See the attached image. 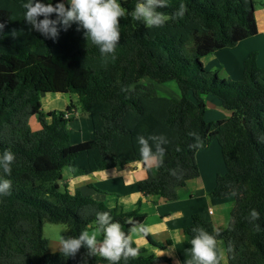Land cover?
Listing matches in <instances>:
<instances>
[{
    "label": "trees",
    "instance_id": "16d2710c",
    "mask_svg": "<svg viewBox=\"0 0 264 264\" xmlns=\"http://www.w3.org/2000/svg\"><path fill=\"white\" fill-rule=\"evenodd\" d=\"M120 2L126 9L121 39L114 58H104L76 24L53 41L27 24L21 0H0V154L7 149L15 155L10 174L0 171V178L12 183L10 194L0 195V264H108L84 248L70 258L49 251L44 224H65L69 238L95 227L97 212H109L126 233L130 220L145 225L142 199L123 211L81 190L71 192L63 181L66 168L81 176L143 161L137 137L153 135L167 139L161 146L169 159L148 169L143 196L178 199V188L200 176L198 150L218 141L227 172L218 175L210 195H234L236 204L222 230L193 214L186 238L199 228L219 233L228 264H264V67L253 52L243 77L233 81L202 62L258 33V0H168V7L159 9L167 23L151 29L131 16L137 0ZM181 4L185 15L176 18ZM169 81L177 83L180 98L158 94L155 83ZM46 93L76 94L80 109L91 116L94 137L73 143L74 117L68 115L74 103L44 112ZM206 94L215 95L230 116L207 121ZM33 116L40 129L32 128ZM145 236L164 246L148 231ZM132 246L139 255L127 264L171 262L134 241Z\"/></svg>",
    "mask_w": 264,
    "mask_h": 264
},
{
    "label": "crops",
    "instance_id": "0c3cea01",
    "mask_svg": "<svg viewBox=\"0 0 264 264\" xmlns=\"http://www.w3.org/2000/svg\"><path fill=\"white\" fill-rule=\"evenodd\" d=\"M263 1L259 0L256 6L258 33L240 41L234 47L219 49L204 56L202 61L208 70L218 69L221 77L225 78L227 75L231 79L240 80L243 77L245 60L253 52L257 53L258 65L264 67ZM159 95L161 94L159 93ZM45 96L46 105L59 98L56 95L47 94ZM204 99L207 105L205 113L207 121H215L230 116L231 113L223 108L221 101L218 98L215 99L213 94H206ZM209 100L215 104L211 102L212 106H210ZM42 104L44 110L45 104L43 102ZM68 105L66 104V108ZM213 108H220L225 113ZM49 111H52V108L45 112ZM68 117H74L71 122L72 127H70L73 143L81 142V137L82 141L94 137L89 113L83 111L79 113L75 106ZM85 123H87V128ZM30 124L35 130L41 127L36 116L31 117ZM37 126L39 128H36ZM72 130L81 131V136L79 137L78 133L77 136L72 135ZM212 150L216 154L215 160L220 161V164L213 163L216 164L215 166H212V159L209 154ZM168 159L169 156L164 155L163 162ZM197 163L200 176L189 180L186 185L179 187V198L175 200L143 196L142 188L148 179V169H155L160 164L159 161L152 163H146L144 160L135 161L124 167L96 171L81 176H75L69 172L67 176L64 175L63 182L68 185L71 192L81 190L85 194H90L105 201L111 207L118 206L123 211L135 209L138 206V201L142 199L141 209L148 214L145 226L152 238L157 242H161L164 246H156L149 241L145 234L133 235V241L138 247L146 248L149 253H155L157 256H167L171 259V262L164 264H191V240H187L184 228L193 222V214H199L202 218L213 222L216 229L222 230L228 226L232 210L236 204L234 195L224 198H215L210 195L216 185L218 175L227 172L222 149L218 141L214 140L209 147L198 150ZM98 239L102 240L103 237L101 236ZM54 244L49 249L51 245L49 240V251H60V242ZM217 252L220 256V263L228 264L227 248L223 240L217 241Z\"/></svg>",
    "mask_w": 264,
    "mask_h": 264
},
{
    "label": "clouds",
    "instance_id": "9594fccd",
    "mask_svg": "<svg viewBox=\"0 0 264 264\" xmlns=\"http://www.w3.org/2000/svg\"><path fill=\"white\" fill-rule=\"evenodd\" d=\"M21 4L24 20L42 36L55 41L61 31H67L76 24L77 30L83 29L86 39L98 47L102 57L114 58L121 39L120 18L126 16L120 0H21ZM166 7L168 0H137L131 16L149 29L163 27L168 17L159 9ZM185 11L181 4L174 16L183 18ZM53 14L55 19L51 18ZM3 28L4 25L0 24V30ZM167 143L163 136L137 137L140 156L146 163L159 161L162 164L166 149L161 145ZM14 160V153L4 150L0 154V171L10 174ZM11 188L9 179L0 178V195L10 194ZM250 216L255 219L258 213L252 210ZM129 223L132 226L126 233L109 212H97L95 228L83 230L76 237H61L59 250L64 257L70 258L84 248L93 255L99 254L108 264H120L122 259L127 264L130 258L136 259L139 255V248L132 246L133 235H146L148 231L143 223H132L131 220ZM194 231L196 234L190 242L191 264H220L216 239L219 233L212 235L203 228ZM101 236L103 239H98Z\"/></svg>",
    "mask_w": 264,
    "mask_h": 264
},
{
    "label": "rangeland",
    "instance_id": "374dc122",
    "mask_svg": "<svg viewBox=\"0 0 264 264\" xmlns=\"http://www.w3.org/2000/svg\"><path fill=\"white\" fill-rule=\"evenodd\" d=\"M258 2H259V0H258ZM225 78L227 80H233V81L239 80L236 78L231 79V77L227 76V75ZM144 81H150V80L148 78H145ZM155 86H156L157 92H159L162 96L173 97V98H180V96H181L180 89H179V87L175 81H169L166 83H155ZM47 94L48 95H56L59 98L55 99L52 103H49L48 105H46V96L45 95H47ZM61 97H63V98H61ZM213 97H215V99H217L216 96L213 95ZM42 102L45 104L44 105L45 111L48 110L49 108H52V110L55 109L58 111L66 110V104H70L71 102H73L74 105L77 107L78 112L82 113V110L80 109V105H79V101H78V96L76 94H73V93H51V94L46 93L42 96ZM211 102L212 101L209 100L210 106H212ZM212 103H214V102H212ZM213 109H216L218 111L220 110L223 113H225L220 108H213ZM70 127H72L71 123H70ZM85 127L87 128V123H85ZM36 128H39V127L37 126ZM91 131H92V129H91ZM77 133L79 134V137L82 134L81 131H79V130H77V131L72 130V135L77 136ZM80 140L81 141L83 140L82 137L80 138ZM212 142L210 145H212ZM220 153H221V150H220ZM209 154H210L211 159H212L211 160L212 166L216 165L213 163L220 164L219 163L220 161L215 160L216 154L214 153V150L209 152ZM212 166L210 165V167H212ZM212 169H215V168H212ZM69 172H70V169L66 168L64 170V175L67 176ZM44 236L51 241V245L49 248V249H51L55 245L54 243L60 242L61 237L65 238V239L69 238V231H68V228L65 224H53V223L46 222L44 224Z\"/></svg>",
    "mask_w": 264,
    "mask_h": 264
}]
</instances>
